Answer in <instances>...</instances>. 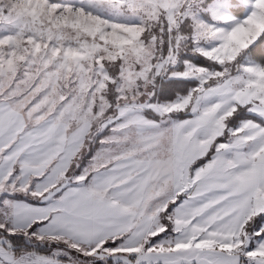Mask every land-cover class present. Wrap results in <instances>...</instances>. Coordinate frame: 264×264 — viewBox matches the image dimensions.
<instances>
[{
  "label": "snow or ice",
  "instance_id": "6c2138e0",
  "mask_svg": "<svg viewBox=\"0 0 264 264\" xmlns=\"http://www.w3.org/2000/svg\"><path fill=\"white\" fill-rule=\"evenodd\" d=\"M0 264H264V0H0Z\"/></svg>",
  "mask_w": 264,
  "mask_h": 264
}]
</instances>
